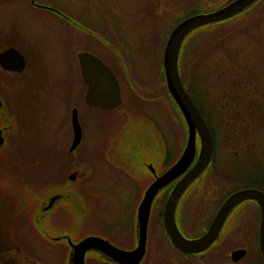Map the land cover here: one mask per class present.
Returning a JSON list of instances; mask_svg holds the SVG:
<instances>
[{
	"label": "flooded vegetation",
	"instance_id": "flooded-vegetation-1",
	"mask_svg": "<svg viewBox=\"0 0 264 264\" xmlns=\"http://www.w3.org/2000/svg\"><path fill=\"white\" fill-rule=\"evenodd\" d=\"M65 1L71 3L70 6L73 7L74 13L69 8L57 7L52 0H28V3L30 9L47 13L54 17L56 21L58 20L62 23L60 37H62V45L64 46V49L61 50V53H75L76 66L79 75L80 69L77 55L81 52L92 54L97 53L96 50L99 49L101 53H115L116 58H108V62H105L104 59L99 58L97 55L94 56L99 58L102 63L111 70L118 81L119 89L120 85H123L124 87V84H126L127 87L130 88V93H132L134 97H140L143 99V109H148L150 107L155 108L158 106L163 107L162 105H164L167 100L169 103L168 106L172 108L171 114L169 113L170 117L167 116L170 118L172 124L170 127H172L175 132L178 130V133H180L181 131L183 136H181V141L176 139L178 152L175 157H172L170 154V145H168L165 136L157 126L150 118H147V116L143 115L140 111H136L132 108L135 104L139 106L141 105L131 100L128 107L124 108L122 106L120 89L121 102L116 109L103 110L92 108V110L99 113H105V115L114 113L117 116L115 120L109 117L110 119H105V121L101 123V127L103 128L102 133L105 136L106 143V145L103 146L102 151L92 153L91 155L89 154L91 150H87L84 146L81 147L84 132L80 125L82 132L80 144L74 149V151L70 152L73 137L71 129L72 137L69 144L64 145L60 150L61 153H59L60 156L56 160V165L57 163L58 166L60 163L63 164L62 166L60 165L61 169L58 172V179L55 180L54 178L52 179L48 177L46 169L48 168L49 163L46 165L44 164V167L41 159L40 162L38 160V164L45 169L42 178L37 180L31 177L28 178L27 173L30 170V165H32V159L29 157V149L27 150L30 145L28 144L29 138L27 135V126L25 125V113L27 112L25 109L30 104L26 102V99L28 101L29 98L30 101L28 95L31 94L30 91L32 90L31 80L33 79V76L32 73H30L31 60L29 59L32 58L30 56L33 54H29L28 52L25 53L19 47H15L14 43L11 42V37H8L5 32L3 34L1 31L2 28L0 27V33L3 34L0 38V201L5 202L9 208L8 210L2 209V211H0V264H74L73 246L77 245L87 237L100 238L110 244L111 247H115L121 251H133L138 246L139 242L137 215L140 202L154 180L162 176L167 169L171 168L181 158L185 150L184 147L187 145L189 128L174 100L171 97H168L170 96L169 94L167 95L165 93L164 85L166 87V83L163 66L162 70L161 66L159 68V76L157 77V81L159 82L158 85H155L157 81L147 84L145 83V85L139 81L136 82L131 73V69L119 64V61L121 60L122 63H124L125 55L123 53H129L124 48V43H121L118 37L108 35V33H92V25L82 20V18H79L81 16L85 18L90 15L92 0ZM262 1L263 0H259L253 6H250V8L230 19L206 27H200L190 33V35L193 33L195 34V32L199 34L204 32L207 33L212 29L221 30L220 33L224 32L225 27L229 26L232 21L240 20L242 14L245 15L246 13L251 12V10L255 9L258 4L262 3ZM230 2L232 1L229 0L219 8H222ZM76 9H78L81 16L75 13ZM183 20L181 19V21ZM181 21L179 20L177 24L175 22V27ZM92 37H95V44L93 45L95 46V51L87 49L86 47L88 43H92ZM10 48H14L19 53H1ZM196 65L197 62H195V67ZM188 69L192 70L193 68L190 69L188 67ZM162 73L164 82L162 79ZM191 77L192 75L188 79V75L185 76V83H187V80L188 83L192 82ZM124 79L125 82L121 84ZM181 82L185 91L190 96L208 126L213 141V153L209 165L202 174L195 178L188 188L185 189L184 194L178 202L176 211H174L176 225L180 231L179 233H181L186 239L195 240L207 231L217 209H219L224 200H226L225 198L243 189H255L264 193V167H258L259 164L261 165V157L259 155L264 156V150L261 148H257L256 150L252 149L254 152H250L249 156H247V152H241L239 149L237 138L234 135L233 137L235 139L232 147L235 151L234 156L237 157V162L234 163L235 167L233 166V172H231L232 180L229 182L234 181L238 182V184L233 185L230 189H225L224 187L226 185H230L229 182L225 184L216 183V177L219 176V173L222 174L223 171L220 167L215 166V131L211 125H209V120L206 115H203L201 111L200 106H202V104L200 103L199 106L195 102L194 87H192L191 94L182 79ZM150 90L152 92H150ZM164 94L167 95V98L161 96ZM226 106L227 108L225 109V112L228 109H231L229 105ZM89 108L91 109V107ZM226 124L230 125L231 123L226 122ZM234 132L235 131H233V133ZM227 133L229 134L228 131ZM194 137L195 156L187 168H185L186 170L184 173L193 167L197 159L199 139L197 135ZM226 144H230L228 139ZM82 148L84 151L81 150ZM41 150L43 151L42 148ZM246 150H248V148ZM256 151H258L257 154ZM85 153L90 155L92 163L91 184L94 186L95 183H99L100 186L97 191H94L92 188V197L89 195V201L92 203H89L86 206L83 201L85 199L81 198V191L83 189L82 186L87 183L88 178L79 179L82 160L80 156H82V158L86 157ZM255 156H257L255 167H244L242 161L246 160L247 162H250ZM96 164L104 166L108 172L107 174L114 175V179L104 180L97 178L96 170L94 169V165ZM183 174L158 190L153 197L150 204L148 221L146 223L144 253L138 264H264V258L259 250L258 240L260 208H258L259 205L253 200L244 201L241 203H244L242 206L239 204L231 211L227 219H225L221 230H219L220 233L216 241H214L206 251L204 250L195 254H184V252L178 250L172 244L165 232L163 223L162 226L159 223V214L161 212V220L163 222L162 211L165 201L172 188ZM241 180L244 182L253 180L254 184L247 182H245L246 184L240 183ZM33 181H35L34 185L39 186L40 190L45 194L38 199L39 203H37L34 208L31 207L32 203H29V200L34 198V196L22 198L23 196H28L26 191L27 189H30ZM256 181L259 182V185L256 184ZM70 185H76L77 188H72ZM112 186L116 188V192L113 194L108 190ZM229 190L230 192H228ZM216 191L228 192L226 196H223L224 194L220 196L222 201L219 205L218 201L220 197L217 195L218 198H214V193ZM203 193H206V195L203 196ZM208 193L212 194L208 196ZM98 196L116 198V201L119 203L116 205L117 213L110 222L104 221V224V222L100 220L106 230L100 232L93 230L92 232L87 233L82 232L81 226L85 223H90L91 217L92 224L94 217L96 219V202L94 200ZM187 196L188 208L196 207L195 201L193 202V199L196 197L198 201L204 204V206L195 210L205 216L204 221L201 222V220H199L196 223L197 228L200 230L198 235H190V233L187 232L186 229H189L190 227H188L190 224L189 218L184 221L187 223V228L184 229L183 232V226L180 224V217L177 214V211H179V204L181 205V201L183 200L182 198ZM124 198L125 201L127 200L129 202L126 206L122 204V199ZM246 206H249L251 209L252 218L247 221L248 224L246 226H240L237 222H233L231 217L239 208ZM71 211H74L75 215H73ZM124 212H126V215ZM186 214H188L187 211ZM121 218H127L125 232H123L124 228L118 226V220ZM199 224L202 226L198 227ZM244 227L246 229H244ZM192 229H194V227ZM243 229L245 232H243ZM240 231L245 235L240 236V234L234 236L235 232L238 234ZM158 236L164 237L166 241H163V243L150 242V239L156 240L158 239ZM31 239L35 240V243H33ZM150 243L155 246V248L152 246V252L153 256L155 255L156 258H152V253L149 249L151 245ZM154 249L157 252L154 253ZM38 250H41V253L43 252L45 255L40 256V253H37ZM237 250L244 251V255L240 259L233 261L232 254ZM53 251L58 253V258H55L56 262L49 260L53 257L49 258L47 256V253ZM82 259L84 260V264H94L98 262L124 264L115 262L104 252L93 248L87 249Z\"/></svg>",
	"mask_w": 264,
	"mask_h": 264
},
{
	"label": "rangeland",
	"instance_id": "rangeland-1",
	"mask_svg": "<svg viewBox=\"0 0 264 264\" xmlns=\"http://www.w3.org/2000/svg\"><path fill=\"white\" fill-rule=\"evenodd\" d=\"M52 1L57 7L69 8L74 13L73 7L70 6L71 3L65 0ZM228 1L92 0L90 15L84 18L78 9L75 10V13L81 16L79 18L92 25V33H108V35L118 37L119 41L124 43V48L129 53H123L125 55L124 63L117 58L119 64L131 69L134 80L145 85V83L157 81L160 66L162 68L161 59L163 58L160 50L169 37L168 31L171 30L178 17L196 7H201L203 11L214 10ZM29 6L28 0H0V27L3 34L5 32L8 37H11V42L14 43L15 47L17 46L23 52L34 55V58L31 55L32 58L29 59L31 60L30 73L33 76L31 94L28 95L30 101L29 98V102L26 99V102L31 105L29 104L25 109L27 111L25 113V125L27 126L28 144L30 145L27 150L29 149V157L32 159L27 177L36 180L42 178L45 169L38 164L41 159L42 165L49 163L46 169L48 177L57 180L58 172L63 163L58 166L56 160L60 156L61 148L69 144L72 137L71 110L77 109L78 121L84 132L81 147L84 146L87 150H91L89 153L91 155L102 151L103 146L106 145L101 123L105 119L113 118L115 120L117 116L114 113L107 114L108 116L105 113H99L84 103L83 96L86 89L76 66L75 53H61V50L64 49L62 37H60L62 23L47 13L30 9ZM242 15L240 20L232 21L229 26H226L224 32L220 33L221 30L212 29L207 33L204 32V35L201 34L198 38L200 42L195 48V54H185L186 63L189 64L190 69L194 68L195 62H200L199 67L192 71L191 84H194V95L202 104L204 115L207 116L216 134L214 135L216 139L215 166L220 167L223 171L222 175L227 177H232L231 172H233V166L235 167L234 163L237 162L232 147L234 135L237 138L239 149L241 152H247V156L250 152H254L252 149L261 148L264 150V0L251 12ZM3 34L0 33V38ZM94 44L95 37H92V43H88L87 49L95 51ZM96 52L92 55H97L105 62H108V58H116L115 53H101L99 49ZM123 82L125 79L121 84ZM158 84L157 81L155 85ZM120 89L122 106L128 107L131 100L140 104L141 106L135 104L132 108L152 120L170 145V154L175 157L178 152L176 139L181 141L183 135L181 131L180 133L178 130L175 132L170 127L172 124L168 117H170L169 113L171 114L172 108L168 106L167 100L166 104L162 105L163 107L143 109V99L134 97L126 84L124 87L120 85ZM150 92L152 91L150 90ZM161 96L167 98L165 94ZM226 105H229L231 109L225 112ZM226 122L231 124H226ZM233 131L235 132L233 133ZM227 139L230 144H226ZM247 148L248 150H246ZM81 150L84 151L83 148ZM85 154L86 157L84 158L80 156L82 160L79 179L88 178L87 183L82 186V191L80 190L81 198L85 199L83 201L86 206L92 203L89 201L92 197V188L97 191L100 186L99 183H95L94 186L91 184L92 163L90 155ZM257 156L252 158L250 162L242 161L244 167H255ZM259 156L261 157V165L259 164L258 167L263 168L264 156ZM94 166L97 178L114 179V175L107 174L104 166L100 164ZM34 182L26 191L28 196L24 197L22 194V198L34 196L29 200L33 208L39 203L38 199L45 195L39 186L34 185ZM70 187L77 188L76 185H70ZM108 190L112 194L116 192L114 186ZM211 194L208 193V196ZM223 194L226 195L227 192L217 193L216 191L214 198ZM202 195L204 196L206 193ZM182 199L188 202V196ZM94 201L96 202V219L94 217L92 224L91 217L90 223L81 226L82 232L106 230L101 221L110 222L117 213L116 205L119 203L116 198L98 196ZM122 201L125 206L129 204L125 198ZM194 201L196 207L187 209V220L189 218L190 222L188 227H190L186 230L190 235H196L195 231L191 233L192 228L197 227L196 223L199 220L202 222L205 219L204 215L195 211L204 204L198 201L197 197L193 199ZM2 209L8 210L9 208L5 202L0 201V211ZM71 213L75 215L74 211ZM124 214L126 215V212ZM231 218L240 226H246L247 221L252 218L251 209L249 206L240 208ZM126 219H117L119 221L118 226L124 228L123 232L126 230ZM200 224L198 227L202 226ZM244 229L246 228L244 227ZM243 232L240 231L238 234L235 232L234 236L240 234L243 236L245 235ZM33 239L31 240L35 243ZM163 241L165 242L166 239L159 236L156 240L150 239L151 243H163ZM152 246L155 248L151 244L149 249L152 258H156L155 255L153 256ZM155 252L157 251L154 249ZM37 253H40V256L45 255V253H41V250H38ZM47 256L53 257L49 260L56 262L55 258H58V253L53 251L47 253ZM94 264L113 263L98 262Z\"/></svg>",
	"mask_w": 264,
	"mask_h": 264
},
{
	"label": "water",
	"instance_id": "water-1",
	"mask_svg": "<svg viewBox=\"0 0 264 264\" xmlns=\"http://www.w3.org/2000/svg\"><path fill=\"white\" fill-rule=\"evenodd\" d=\"M259 0H233L222 8L215 9L207 13L196 14L181 21L172 31L166 41L162 66L166 89L170 97L174 100L182 116H184L188 128L187 145L181 158L167 171L156 178L149 186L144 198L138 208V228L139 242L138 246L131 252H125L111 247L106 241L96 237H87L73 246L74 264H84V253L87 249L93 248L104 252L112 260L124 264H138L144 253L146 242V226L150 204L156 192L163 188L173 179L179 177L185 172V168L195 156V137L199 139V151L193 167L182 175L172 188L165 201L162 213L163 226L165 232L172 244L184 254H195L206 251L209 246L216 241L225 219L231 211L247 200L255 201L260 208L259 222V250L264 258V193L255 189H243L231 194L225 198L222 205L217 209L212 222L207 231L200 237L186 239L178 230L175 220L176 207L179 200L185 192V189L197 178L209 165L213 153V141L210 130L206 125L200 112L194 105L190 96L182 85L179 73V55L180 49L185 38L200 27H206L230 19L244 10L250 8ZM19 53L14 48H10L1 53ZM80 76L86 91L84 102L88 107L99 108L103 110L116 109L121 102L120 89L117 79L111 70L105 66L102 61L88 52H81L77 55ZM77 109L71 112V129L73 133L70 152L80 144L81 127L78 121ZM244 255V251L237 250L232 254V260L236 261Z\"/></svg>",
	"mask_w": 264,
	"mask_h": 264
},
{
	"label": "trees",
	"instance_id": "trees-1",
	"mask_svg": "<svg viewBox=\"0 0 264 264\" xmlns=\"http://www.w3.org/2000/svg\"><path fill=\"white\" fill-rule=\"evenodd\" d=\"M230 1H233V0H230ZM208 11H211V10H205V11H203L202 9H201V7H196V8H194V10L192 9L191 11H189V12H187V13H184L182 16H180V17H178V20H176V24L179 22V20L181 21V19L183 20L184 18H186V17H190V16H192V15H194L195 16V14H199V13H204V12H208ZM183 17V18H182ZM176 24H174V25H172V27H171V30L170 31H172L173 30V28L175 27V25ZM210 28H212V27H210ZM170 31H168L169 32V35H170ZM192 33V32H191ZM201 34L202 35H204V33H196L195 32V34L193 33V34H189L186 38H185V40L183 41V43H182V45H181V49H180V55H179V62H178V66H179V74L181 75V79H182V81H183V83H185V81H184V77L185 76H187L188 75V79L190 78V76L192 75V71L193 70H195V69H197L198 67H199V63L200 62H197V65H196V67L194 66V68L192 69V70H189L188 69V63H186L187 62V58H186V55H187V53H195V48L197 47V44L200 42V41H198V38L201 36ZM168 39V38H167ZM167 41V40H166ZM165 44H166V42H164L163 43V45H162V48H161V50H160V53H162V55H163V50H164V47H165ZM186 54V55H185ZM162 55H161V58H162ZM161 62H162V59H161ZM162 64V63H161ZM161 70H162V68H161ZM162 79H163V73H162ZM187 80V79H186ZM163 82H164V79H163ZM187 83H188V80H187ZM185 83V85H186V87H187V89L189 90V92H191V94H192V87H193V84H191L192 82H190V83ZM164 90H165V93L168 95L169 93H168V91H167V89H166V87H165V85H164ZM168 97H170V96H168ZM194 99H195V102L200 106V101H198V99L194 96ZM201 107V111H202V113H203V115L205 114V112H204V109L202 108V106H200ZM207 117V116H206ZM209 125H210V123H209ZM212 129V128H211ZM219 176L218 177H216V179H215V182L216 183H218V184H225V183H228L229 181H231L232 180V177H227V176H224V175H222L221 173H219L218 174ZM245 182H247V183H250V184H254V181L253 180H251V181H245ZM243 180H241L240 181V183H244V184H246ZM229 184L230 185H226L224 188L225 189H230V187H232L233 185H235V184H238V182H229ZM256 184L257 185H259V182L258 181H256ZM228 192H230V190L228 191ZM227 192V193H228ZM217 193H219V192H217ZM223 196H226V195H223ZM222 201V198L220 197L219 198V201H218V205H219V203ZM187 203L188 202H185V201H181V205H180V207H179V211H177V214H178V216L180 217V224L183 226V232H184V229H186L187 228V223L186 222H184V221H186V219H187V214H186V211H187V209H188V206H187ZM244 204V203H243ZM243 204H241L240 206H242ZM241 208H243V207H241ZM216 209V208H215ZM240 209V208H239ZM159 223H160V225L162 226V220H161V212H160V214H159ZM194 231H195V233L198 235L200 232V230H199V228H197V227H194V229H192V232L191 233H194Z\"/></svg>",
	"mask_w": 264,
	"mask_h": 264
}]
</instances>
